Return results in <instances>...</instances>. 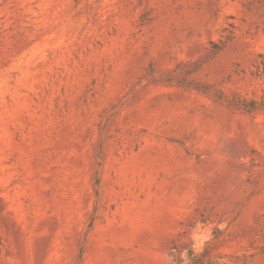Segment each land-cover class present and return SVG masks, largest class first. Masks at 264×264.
<instances>
[{
  "label": "rangeland",
  "instance_id": "374dc122",
  "mask_svg": "<svg viewBox=\"0 0 264 264\" xmlns=\"http://www.w3.org/2000/svg\"><path fill=\"white\" fill-rule=\"evenodd\" d=\"M256 64L264 0H0V264H264Z\"/></svg>",
  "mask_w": 264,
  "mask_h": 264
},
{
  "label": "trees",
  "instance_id": "16d2710c",
  "mask_svg": "<svg viewBox=\"0 0 264 264\" xmlns=\"http://www.w3.org/2000/svg\"><path fill=\"white\" fill-rule=\"evenodd\" d=\"M255 75L258 77H264V65L260 66L259 64L255 65ZM232 105L236 107L243 108L245 110H253L255 108V101L254 100H241V101H232ZM264 105V103H263ZM190 260L193 261L195 264H204L207 262L206 259L202 255H189Z\"/></svg>",
  "mask_w": 264,
  "mask_h": 264
}]
</instances>
